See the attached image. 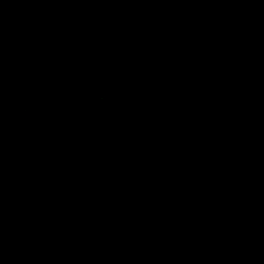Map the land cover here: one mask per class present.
<instances>
[{"label":"flooded vegetation","instance_id":"af4514ba","mask_svg":"<svg viewBox=\"0 0 264 264\" xmlns=\"http://www.w3.org/2000/svg\"><path fill=\"white\" fill-rule=\"evenodd\" d=\"M123 1L134 11L143 5L118 0L110 8ZM84 4L37 0L33 25L49 66L44 61L32 80L0 93V202L8 209L6 235L25 256L15 264H264V96L236 100L207 140L198 125L213 115L188 123L197 135L188 151L197 158L183 171L156 167L148 193L118 188L112 179L131 185L132 178L113 177L91 150L100 145L93 59L105 50L91 44L108 36L88 22L108 8L88 14ZM64 26L62 50L50 57ZM77 63L83 69L74 73L88 82L64 78L62 67L70 73ZM242 125L249 128L235 132ZM233 132L239 136L229 142Z\"/></svg>","mask_w":264,"mask_h":264},{"label":"trees","instance_id":"16d2710c","mask_svg":"<svg viewBox=\"0 0 264 264\" xmlns=\"http://www.w3.org/2000/svg\"><path fill=\"white\" fill-rule=\"evenodd\" d=\"M84 1L97 14L118 0ZM36 2L0 0V93L44 68L45 48L31 27ZM141 2L161 9L163 21L126 23L94 56L91 79L97 150L113 177L132 178L133 193H148L156 167L183 171L197 158L188 151L197 137L188 123L221 105L225 69L239 62L264 73V0ZM7 215L0 202V264H15L25 256L6 235Z\"/></svg>","mask_w":264,"mask_h":264},{"label":"rangeland","instance_id":"374dc122","mask_svg":"<svg viewBox=\"0 0 264 264\" xmlns=\"http://www.w3.org/2000/svg\"><path fill=\"white\" fill-rule=\"evenodd\" d=\"M142 3V2H141ZM138 6V5H137ZM134 7L133 3H127L126 1H123L120 5H115L112 8H108L106 11L102 12L98 16L95 17L94 25L88 22L89 26H94V28L99 29L105 36L108 37L105 39L96 38L93 40L91 45L94 44H100L102 49L108 47L113 41L111 40L110 32L113 28L119 27L118 32H122L123 25L130 22V20L134 17V20H151L153 22H159L161 23L163 21V11L161 9H154L153 7L149 5H142L137 7V11L131 10V8ZM60 35L62 36V39L59 41H56L54 43V48L52 47L49 53V56L52 57L54 55H57L61 50L56 51L61 44L64 43L66 40V27L64 26L60 30ZM88 61L92 59L91 56L86 57ZM61 66V65H60ZM57 67V62H56ZM62 67V66H61ZM73 67H75L78 71H81L83 69V66L79 63L71 66V71L68 73V70L70 68L62 67V70H64L65 74L63 75L66 80H72V78H81L82 83L88 82L89 79L87 77H82L79 74H75L73 71ZM224 72V80H225V90L220 95V101L221 105L218 107L216 112L214 113L213 117L210 120V123L207 125H204V123L198 125V133L203 135V139L207 140L209 135V130L212 127V124H214L215 119H222L228 113L230 112L229 109H232L234 107V102L236 100H240L243 104L249 101L250 96L252 95L255 98H261L264 96V73L259 74L255 71L249 72L251 69L239 62H234L231 64V66L228 69H225ZM91 76V74H89ZM245 92V95L239 97L236 99L239 93ZM249 94V95H248ZM251 94V95H250ZM204 117V114H203ZM194 120V119H193ZM192 121V120H191ZM191 121L189 123H191ZM195 122V120H194ZM193 122V123H194ZM207 123V121H205ZM249 126L242 125L240 129L235 130V132H245ZM222 130L223 127H220ZM222 134L223 131H222ZM238 134L232 133L229 142L234 138L238 137ZM248 139H243V142H241L240 147L242 150L246 149ZM91 150H97L96 146H93ZM198 173V172H197ZM126 179L122 182H119L117 187L122 188L126 186Z\"/></svg>","mask_w":264,"mask_h":264},{"label":"water","instance_id":"95a60500","mask_svg":"<svg viewBox=\"0 0 264 264\" xmlns=\"http://www.w3.org/2000/svg\"><path fill=\"white\" fill-rule=\"evenodd\" d=\"M68 56H69V55H67V56H65V57H68ZM58 59H59L58 57H55V58L53 59V61H51V65H53L54 63H56ZM60 59H62V57H60ZM45 63H46V65L49 66L48 57L45 58Z\"/></svg>","mask_w":264,"mask_h":264},{"label":"clouds","instance_id":"9594fccd","mask_svg":"<svg viewBox=\"0 0 264 264\" xmlns=\"http://www.w3.org/2000/svg\"><path fill=\"white\" fill-rule=\"evenodd\" d=\"M34 16H35V13H34ZM34 16H33V18H34ZM33 18H32V21H31V27L33 28V31L35 32V28H34V25H33Z\"/></svg>","mask_w":264,"mask_h":264}]
</instances>
